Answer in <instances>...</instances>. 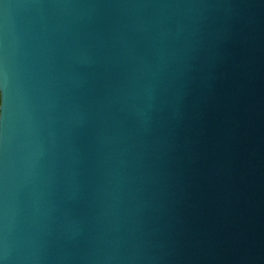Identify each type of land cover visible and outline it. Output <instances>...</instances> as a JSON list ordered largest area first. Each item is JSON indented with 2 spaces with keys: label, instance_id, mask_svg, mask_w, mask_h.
Wrapping results in <instances>:
<instances>
[{
  "label": "water",
  "instance_id": "1",
  "mask_svg": "<svg viewBox=\"0 0 264 264\" xmlns=\"http://www.w3.org/2000/svg\"><path fill=\"white\" fill-rule=\"evenodd\" d=\"M4 264H264V0H0Z\"/></svg>",
  "mask_w": 264,
  "mask_h": 264
},
{
  "label": "snow or ice",
  "instance_id": "2",
  "mask_svg": "<svg viewBox=\"0 0 264 264\" xmlns=\"http://www.w3.org/2000/svg\"><path fill=\"white\" fill-rule=\"evenodd\" d=\"M4 73L2 68H0V117H3V107H4Z\"/></svg>",
  "mask_w": 264,
  "mask_h": 264
},
{
  "label": "clouds",
  "instance_id": "3",
  "mask_svg": "<svg viewBox=\"0 0 264 264\" xmlns=\"http://www.w3.org/2000/svg\"><path fill=\"white\" fill-rule=\"evenodd\" d=\"M3 73H4V77H5V81H6V72H3ZM4 96H5V85H4ZM3 118H4V115H3V117H0V121H2ZM0 264H4V260L3 259H0Z\"/></svg>",
  "mask_w": 264,
  "mask_h": 264
}]
</instances>
